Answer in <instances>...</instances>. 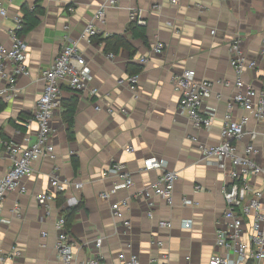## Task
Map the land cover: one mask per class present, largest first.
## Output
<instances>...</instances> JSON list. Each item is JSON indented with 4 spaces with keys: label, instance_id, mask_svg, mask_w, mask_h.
Listing matches in <instances>:
<instances>
[{
    "label": "crops",
    "instance_id": "0c3cea01",
    "mask_svg": "<svg viewBox=\"0 0 264 264\" xmlns=\"http://www.w3.org/2000/svg\"><path fill=\"white\" fill-rule=\"evenodd\" d=\"M105 1L14 0L5 5L7 16L0 17V43L6 46L12 44L9 31L14 27L13 18L23 15V6L35 10L39 20L21 37L27 45L30 75L18 78L13 97H0L4 105L0 110V142L25 147L26 138L33 141L36 125L27 129L24 122L33 115L42 94L41 72L52 65L66 41L79 40L82 56L92 71L91 87L98 90V95L92 96L89 90L62 88L63 104L76 98L73 126L69 129L64 122L65 108L61 106L51 120L55 160L36 162L31 176L20 184L25 192L17 188L6 196L0 211V252L7 255L15 250L17 255L0 264H62L54 250L55 223L61 209L77 205L81 207L70 234L77 242L74 252L79 260L99 254L105 264H120L121 255H134L140 264H208L217 252L215 221L226 207L222 195L225 178L199 160L197 148L199 144L220 143L225 104L235 91L228 47L237 33L242 38V55L247 62L256 63L255 68L246 70L244 82L256 90L261 88L264 0H176V4L169 0H118V7L108 8L103 20L96 23L99 33L88 45L80 36ZM157 4L161 9L153 11ZM69 6H73V12L67 10ZM134 8L141 11L148 45L127 33L125 37L135 50L132 57L124 48L117 53L106 52L99 40L125 34ZM156 42L164 44V51L154 56L151 48ZM110 53L113 58H108ZM141 56L149 57L144 66L137 61ZM130 63L141 68L138 97L127 86L118 84L128 76ZM184 70L194 71L196 80L213 85L202 107L214 114L208 130L195 128L179 111L180 96L174 91L172 78ZM3 86L0 83V90ZM241 117L249 120L246 130L258 134L254 141L259 151L256 161L264 165V122L256 123L248 111L235 109L233 118ZM248 142L246 136L237 143L239 154ZM128 146L133 148L132 153L124 151ZM153 156L164 159L166 169L175 172L177 180L173 205L153 198V219H149L146 200L139 192L160 176L159 170L142 171L143 160ZM72 158L78 162L77 171ZM114 162L123 164L132 174L133 185L103 201L99 194L109 189L114 179L103 180L101 175ZM10 165L3 154L0 177ZM54 176L70 184L81 183L82 187L67 186L61 209L52 203L53 210L47 215L35 197L49 191ZM196 186L202 189L196 191ZM127 197L131 200L129 209L121 219L115 218L111 204ZM185 198L196 205H184ZM125 220L130 228L124 226ZM161 220L171 221L173 227L160 228ZM183 220H192V228L182 229ZM98 238L102 243L97 249L94 241Z\"/></svg>",
    "mask_w": 264,
    "mask_h": 264
},
{
    "label": "built area",
    "instance_id": "2783aa9c",
    "mask_svg": "<svg viewBox=\"0 0 264 264\" xmlns=\"http://www.w3.org/2000/svg\"><path fill=\"white\" fill-rule=\"evenodd\" d=\"M14 0H0V17L7 16V4ZM176 4V0H169ZM231 1V0H222ZM118 0H106L100 4L90 22L83 30L80 39L88 45L93 44L94 38L98 35L96 23L103 20L105 11L108 8H117ZM153 11L161 9V5L153 6ZM73 12V6L67 9ZM131 22L144 26L140 10L131 9L129 13ZM14 27L9 31L12 37V44L6 46L0 43V83H4L0 90V97L9 98L16 92L17 80L21 76H29L30 72L26 64L27 45L17 31L22 28V15L13 18ZM65 29H68L66 27ZM78 41H66L52 65L41 72L43 91L38 98L33 115L25 120L27 129L33 124L36 125L33 141L26 138L27 146H17L10 141L0 142V157L8 156L11 165L3 176L0 177V211L6 196L13 190L21 187L22 180L31 176L33 165L41 159L54 161L56 158L52 140L51 120L62 106V88L65 86L73 91L82 92L89 90L92 96L98 95L97 88L91 87L92 71L87 61L82 56ZM242 38L236 34L229 44L231 54L230 66L234 71V93L227 100L226 111L223 115L222 127L220 130V143L213 146L199 144L197 151L199 160L208 167L220 171L225 178L222 186V195L226 201L225 210L215 221V235L217 252L210 256L208 264H264V165L259 164L256 159L259 151L254 146L257 132H248V118H233L235 109H242L249 112V118L256 123L264 122V40L262 41L260 55L263 60L261 88L256 90L244 82V75L248 68H255V62H247L241 53ZM164 51V44L156 42L151 48L152 55H159ZM113 58V54H108ZM149 57L141 56L137 59L140 65H145ZM10 66V68H8ZM139 73L126 76L119 80V85H125L138 97ZM172 84L174 91L180 96L179 111L187 116L192 125L197 129H210L214 114L203 111V103L212 92V83L207 80H196L195 72L184 70L173 76ZM227 84H225L226 86ZM228 86V85H227ZM96 110H100L97 107ZM112 113V110H107ZM248 137L249 142L244 146L242 154L237 151V143ZM132 153L133 148L128 146L124 150ZM167 162L158 157H148L143 160L142 171H161L158 179L143 188L139 195L146 200L148 207L147 217L153 219L152 209L153 198L162 199L168 206L173 205V195L177 174L166 169ZM102 179H114L109 189L99 194L103 201L109 200L120 191L129 190L133 185L132 174L121 163L114 162L102 172ZM72 185L75 189H81V183L70 184L66 180H60L54 176L49 182V191L38 194L35 199L44 207L49 215L53 210L52 203L56 201L57 194H63L67 186ZM202 188L196 186L195 190ZM130 198H123L111 204L113 216L121 219L125 211L129 209ZM183 204L196 205L192 200L183 199ZM77 205V204H75ZM18 214V210L15 211ZM182 229L192 228V220H183ZM124 226L130 228V222L125 220ZM158 226L162 229H171L173 224L168 220H161ZM57 232L54 250L57 258L62 264H105L99 254L88 259H77L74 249L77 242L72 238L70 231L66 229L64 218L60 215L55 223ZM45 237L46 233H42ZM102 239L94 241L95 248H100ZM158 246L162 244L156 243ZM17 255L15 250L10 254L0 252V263L12 259ZM120 264H140L137 256L128 258L121 255Z\"/></svg>",
    "mask_w": 264,
    "mask_h": 264
},
{
    "label": "trees",
    "instance_id": "16d2710c",
    "mask_svg": "<svg viewBox=\"0 0 264 264\" xmlns=\"http://www.w3.org/2000/svg\"><path fill=\"white\" fill-rule=\"evenodd\" d=\"M22 9V28L17 31V36L19 37H23L25 34L29 33L38 24L39 21L38 16L35 15V10H30L27 6H23ZM127 33H130L132 39H140L143 44L148 45L145 26H141L133 22L130 23L125 34L108 36L105 39L99 40V42L104 44V49L106 52L117 53L119 49L124 48L130 51L132 57L135 50L125 37ZM140 70L141 68L135 64L130 63L127 65V72L129 75L138 73ZM75 101L76 98H73L72 103H62V106L65 108L64 122L67 124L69 129H71L73 126V118L76 110ZM3 108L4 105L0 100V110ZM72 165L74 170L77 171L78 162L75 158H72ZM55 199L56 206L61 209V206L64 202L62 194H57ZM80 207L81 205H77L75 207L65 208L63 210L61 209L60 214L64 218L65 226L68 231H70L74 216L78 209H80Z\"/></svg>",
    "mask_w": 264,
    "mask_h": 264
}]
</instances>
